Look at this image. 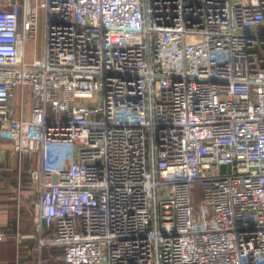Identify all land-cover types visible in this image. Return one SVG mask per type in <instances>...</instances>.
<instances>
[{
  "label": "built area",
  "instance_id": "obj_1",
  "mask_svg": "<svg viewBox=\"0 0 264 264\" xmlns=\"http://www.w3.org/2000/svg\"><path fill=\"white\" fill-rule=\"evenodd\" d=\"M260 27L264 0H0V144L39 158L40 245L66 264H264Z\"/></svg>",
  "mask_w": 264,
  "mask_h": 264
},
{
  "label": "crops",
  "instance_id": "obj_2",
  "mask_svg": "<svg viewBox=\"0 0 264 264\" xmlns=\"http://www.w3.org/2000/svg\"><path fill=\"white\" fill-rule=\"evenodd\" d=\"M15 98L13 104L18 112L20 91ZM23 98V117L29 118L31 110L40 104L28 87L24 88ZM54 153L59 152L55 150ZM67 156L70 157V153ZM23 162L27 163L24 165V175L21 176V171L16 170V153L9 144H0V232L4 233L3 239H0V264H38L41 257L55 262L57 257L53 253L56 248L40 245L41 240L50 239L51 230L43 227L40 234L33 221L38 193L31 188L29 168L37 167L39 158L35 156L33 160L25 159Z\"/></svg>",
  "mask_w": 264,
  "mask_h": 264
},
{
  "label": "rangeland",
  "instance_id": "obj_3",
  "mask_svg": "<svg viewBox=\"0 0 264 264\" xmlns=\"http://www.w3.org/2000/svg\"><path fill=\"white\" fill-rule=\"evenodd\" d=\"M30 1H32V3L36 2L38 4H41L44 0H30ZM39 11L40 12H39L38 35H37V39H36L34 44L29 43L26 46V58L27 59H31L33 56L41 57V55L43 53V47H44L43 46V33H44V12L45 11L42 8L39 9ZM258 32L261 34H264V27H260L258 29ZM84 103H86L89 106H96V105L100 104L99 96H94L90 100L84 101ZM26 163L27 162H22L21 165H19L17 163V166H16L17 169L16 170H17V172H18V170L21 171V176L24 175V171H25L24 165ZM201 195H202L201 184H200V182H196V183H194V185L191 188V197L196 203H198Z\"/></svg>",
  "mask_w": 264,
  "mask_h": 264
},
{
  "label": "trees",
  "instance_id": "obj_4",
  "mask_svg": "<svg viewBox=\"0 0 264 264\" xmlns=\"http://www.w3.org/2000/svg\"><path fill=\"white\" fill-rule=\"evenodd\" d=\"M52 249H55V248H52ZM55 250L56 251H54L53 255L54 257H57L56 258L57 261L54 262V260L52 259L48 260L47 258L41 257L42 264H64L62 251L59 249H55Z\"/></svg>",
  "mask_w": 264,
  "mask_h": 264
},
{
  "label": "water",
  "instance_id": "obj_5",
  "mask_svg": "<svg viewBox=\"0 0 264 264\" xmlns=\"http://www.w3.org/2000/svg\"><path fill=\"white\" fill-rule=\"evenodd\" d=\"M221 168L224 170L225 169V165H222Z\"/></svg>",
  "mask_w": 264,
  "mask_h": 264
}]
</instances>
